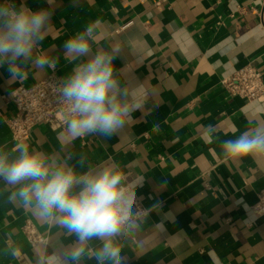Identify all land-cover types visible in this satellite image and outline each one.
Instances as JSON below:
<instances>
[{"label": "crops", "instance_id": "obj_1", "mask_svg": "<svg viewBox=\"0 0 264 264\" xmlns=\"http://www.w3.org/2000/svg\"><path fill=\"white\" fill-rule=\"evenodd\" d=\"M23 2L32 10L54 8L39 51L59 58L61 78L73 68L64 41L100 20L94 47L119 43L116 68L130 87L141 85L142 109L120 133L73 140L40 125L27 143L79 173L119 162L149 208L139 231L122 242L125 264H264V217L252 211L264 187V155L225 164L219 147L249 121L264 124V102L230 97L221 85L248 64L264 70V0H168L163 7L153 0ZM49 71L29 70L23 82L10 83L7 66L0 67V149L10 156L18 143L6 123L14 113L9 100ZM209 124L218 129L214 143L202 136ZM13 191L0 179V264H37L40 256L63 253L74 237L21 206ZM27 220L47 243H28L21 232ZM83 264L96 262L86 256Z\"/></svg>", "mask_w": 264, "mask_h": 264}, {"label": "clouds", "instance_id": "obj_2", "mask_svg": "<svg viewBox=\"0 0 264 264\" xmlns=\"http://www.w3.org/2000/svg\"><path fill=\"white\" fill-rule=\"evenodd\" d=\"M53 11L32 10L23 0L19 5L0 0V67L7 66L10 83L23 82L29 70L47 71L58 62V57L39 51L52 27ZM101 23L90 22L63 43L64 59L73 68L58 82V101L66 106L68 116L62 134L73 140L116 135L143 106L141 85L130 87L116 68L122 46L94 47ZM217 133L209 124L202 133L204 142H216ZM219 147L225 164L264 155V124L249 121L246 129L219 140ZM10 151L16 155L0 149V179L14 189L12 197L74 237L63 253L40 256L37 264H83L86 256L96 264H125L122 242L139 231L142 220L133 212L135 194L119 162L79 173L67 161L33 151L27 143L15 144ZM159 207L154 204L151 209Z\"/></svg>", "mask_w": 264, "mask_h": 264}, {"label": "built area", "instance_id": "obj_3", "mask_svg": "<svg viewBox=\"0 0 264 264\" xmlns=\"http://www.w3.org/2000/svg\"><path fill=\"white\" fill-rule=\"evenodd\" d=\"M153 1L156 7H163L168 3V0ZM61 79L58 69L53 67L43 79L19 87L9 100L14 113L6 121L13 141L28 143L34 129L40 125L55 132L64 131L68 116L66 106L58 101V82ZM221 85L230 97H240L248 102H264V70L252 64L224 77ZM130 187L135 194L133 212L141 219L148 214L149 208L137 189L131 185ZM252 211L257 218L264 217V187L258 192ZM21 232L32 247L48 241L47 236L31 220L23 224Z\"/></svg>", "mask_w": 264, "mask_h": 264}]
</instances>
